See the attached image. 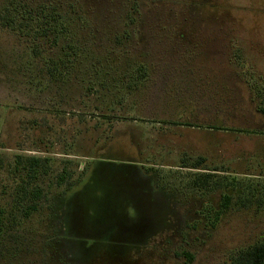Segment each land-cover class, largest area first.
<instances>
[{
	"label": "rangeland",
	"instance_id": "374dc122",
	"mask_svg": "<svg viewBox=\"0 0 264 264\" xmlns=\"http://www.w3.org/2000/svg\"><path fill=\"white\" fill-rule=\"evenodd\" d=\"M30 157L44 197L0 264L264 242V0H0V204Z\"/></svg>",
	"mask_w": 264,
	"mask_h": 264
},
{
	"label": "trees",
	"instance_id": "16d2710c",
	"mask_svg": "<svg viewBox=\"0 0 264 264\" xmlns=\"http://www.w3.org/2000/svg\"><path fill=\"white\" fill-rule=\"evenodd\" d=\"M28 167V182L25 186L16 189L15 194L18 196L16 204H0V242L5 245L8 242L10 233L18 229L23 223L37 210L39 201L44 197L42 189L32 184L30 179H36L40 159L30 157L24 160ZM202 158L196 162L199 163ZM18 171V170H17ZM19 172V171H18ZM229 197L224 196L223 207L226 208L229 203ZM187 261L192 260L189 253L183 254ZM229 264H264V242L253 245L252 247L240 250L230 261Z\"/></svg>",
	"mask_w": 264,
	"mask_h": 264
}]
</instances>
